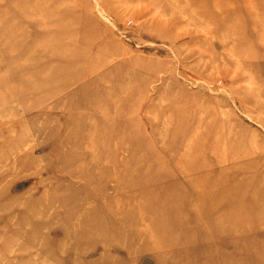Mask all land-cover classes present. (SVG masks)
Returning a JSON list of instances; mask_svg holds the SVG:
<instances>
[{
	"label": "rangeland",
	"instance_id": "1",
	"mask_svg": "<svg viewBox=\"0 0 264 264\" xmlns=\"http://www.w3.org/2000/svg\"><path fill=\"white\" fill-rule=\"evenodd\" d=\"M0 264H264V0H0Z\"/></svg>",
	"mask_w": 264,
	"mask_h": 264
}]
</instances>
